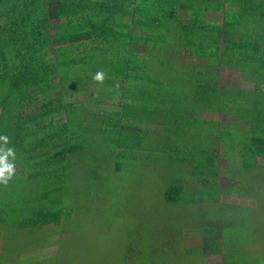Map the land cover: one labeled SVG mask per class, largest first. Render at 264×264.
<instances>
[{
  "label": "rangeland",
  "instance_id": "374dc122",
  "mask_svg": "<svg viewBox=\"0 0 264 264\" xmlns=\"http://www.w3.org/2000/svg\"><path fill=\"white\" fill-rule=\"evenodd\" d=\"M206 18L221 21L214 12ZM211 51L204 45H172L157 52L156 67L162 61L168 66L166 86H176L184 97L170 101L175 102L165 123L151 127L147 120L156 115L139 114L140 132L134 137L124 128L115 133L113 124L104 128L102 118L117 114L99 111L112 107L103 100L84 104L94 113L72 120L85 140L66 162L42 158L36 163L31 155L41 151H23L31 135L13 149L0 140V168L12 169L8 182L0 183V264L8 257L21 259L14 264H205L206 246L220 241L225 244L221 264H264V167L250 151L252 137L264 128V94L235 87L256 77L258 65L237 63L240 58L231 51ZM112 58L111 50L102 48L105 73L117 63ZM206 60H213L209 80L222 89L209 96L190 87ZM102 88L97 86L99 92ZM159 115L160 121L167 117ZM35 133L41 137L49 130ZM120 140L125 146L117 144ZM46 148L43 144L42 151ZM173 187L175 199L168 201ZM37 209L39 217L55 224L43 226L40 236L39 227L21 228ZM51 242L54 247H47Z\"/></svg>",
  "mask_w": 264,
  "mask_h": 264
},
{
  "label": "trees",
  "instance_id": "16d2710c",
  "mask_svg": "<svg viewBox=\"0 0 264 264\" xmlns=\"http://www.w3.org/2000/svg\"><path fill=\"white\" fill-rule=\"evenodd\" d=\"M175 1L176 9L161 7L156 14L151 4L146 6L143 15L134 17L128 28L122 0H0V137H6L13 149L25 141L22 136L31 135L34 139L24 143L23 151L28 149L29 154L38 149L42 154L31 155L34 158L27 155L28 159H35L36 163L42 158L48 163L52 158L66 162L85 140L84 131L73 127L79 125L72 126V120H78L79 113H94L84 109V104L99 105L108 100L112 107L99 111L107 110L117 116L102 118L104 128L108 130L113 124L115 133L124 128L129 137L140 132L139 114L167 116L161 121L158 117L147 120L151 127L165 123L175 102L170 101L184 97L176 94V86H166L170 78L169 73H164L168 67L164 61L163 71L161 66L156 67L157 52H165L172 45L191 49L204 45L215 54L231 51L240 58L237 63L243 59L262 64L258 67V80L264 79V0ZM224 1L226 10L221 22L204 18L205 10L217 13ZM188 13L190 16H186ZM157 17L164 20L157 21ZM249 17L254 22L246 23L245 18ZM204 31L207 33L200 37ZM102 48L110 49L117 60L106 73L102 65L108 62L99 60ZM212 62L206 60L202 64L199 78L190 86L193 93L209 96L222 90L209 80L208 72L214 70ZM96 73H101L102 78L95 79ZM100 84L103 92L97 89ZM205 85L210 86V92L205 93ZM40 130L49 133L35 137ZM122 140L117 143L120 147L125 146ZM252 142L251 153L264 159V135L253 136ZM43 144L47 147L44 152ZM177 189L167 191L168 201L175 199L173 192ZM39 213L37 209L34 219L27 220L28 225L21 228L52 222L39 217ZM34 221L39 223L32 224ZM223 248L225 244L220 241L204 252L222 253Z\"/></svg>",
  "mask_w": 264,
  "mask_h": 264
},
{
  "label": "crops",
  "instance_id": "0c3cea01",
  "mask_svg": "<svg viewBox=\"0 0 264 264\" xmlns=\"http://www.w3.org/2000/svg\"><path fill=\"white\" fill-rule=\"evenodd\" d=\"M165 2H162L161 0H122V4L124 5V12H123V17L125 18L126 20V23H128V28H131L132 24H131V20L135 17H140L143 15V11H146V6H149L151 4L152 6V10H157V11H160L161 10V7L163 8H168V9H173V7L177 6L176 4V1L175 0H170V1H167V0H164ZM168 2V3H167ZM163 3V4H162ZM134 10H136V12L134 13ZM226 10V3L225 1L222 3V8L221 9H218L217 13L219 15H221V19L222 17L224 16V12ZM157 11L155 12V14L157 13ZM131 12L132 15L130 14ZM142 12V14H141ZM210 13V11H206L204 12L203 16L205 19H209V18H206V15H208ZM154 14V15H155ZM186 16H190L189 13L186 14ZM221 22V21H220ZM131 42H130V46H131ZM90 47V46H89ZM140 54L138 53V56ZM141 55H144V54H141ZM257 65L258 67H260V65L262 66V64L258 63L257 62ZM256 68L255 69V74L256 77L254 76H250V77H247V80L244 79L245 77L242 76L241 72L239 69H234V70H238L239 71V74H240V79H244V83L242 84H239V85H235V87L239 86L240 88H248V89H254L256 93L260 94V93H263L264 94V90H262V88H264V79H260L258 80V77H259V73L257 72L259 68ZM241 89V91H242ZM264 99V98H263ZM264 102V100L262 101ZM243 124V122L241 123ZM264 125V124H262ZM261 135H264V128L261 130L260 132ZM255 163H259L256 164L258 167H264V159L262 157H259V156H256L255 157V160H254ZM46 224H52V222H44L42 224H40L39 229H38V234L37 236H40V229L43 228V226H46ZM36 225H39V224H36ZM37 226L34 227V228H38ZM23 229H26V228H23ZM203 240L206 241V240H210L209 237H203ZM39 244V242H38ZM210 243H208L209 245ZM211 245V244H210ZM50 246H53L50 245ZM50 246H47V247H50ZM54 247V246H53ZM207 248H209V246H206ZM39 250L41 249H44V247L42 245H39L37 247ZM203 255H204V259H205V264H209V263H212V264H221L223 262V258H222V253L221 252H218V253H208V252H203ZM9 259H3V260H8V262H1V264H14L16 260H21L20 258H12V257H8ZM29 259V258H28ZM217 260V261H214ZM32 261H35L32 259Z\"/></svg>",
  "mask_w": 264,
  "mask_h": 264
},
{
  "label": "clouds",
  "instance_id": "9594fccd",
  "mask_svg": "<svg viewBox=\"0 0 264 264\" xmlns=\"http://www.w3.org/2000/svg\"><path fill=\"white\" fill-rule=\"evenodd\" d=\"M95 79L99 80L101 79V73H96ZM0 140H7L6 137H0ZM9 154H11L12 149L7 150ZM2 159V157H0ZM12 177V169L11 165L6 166L5 168H0V183H7L8 180Z\"/></svg>",
  "mask_w": 264,
  "mask_h": 264
}]
</instances>
